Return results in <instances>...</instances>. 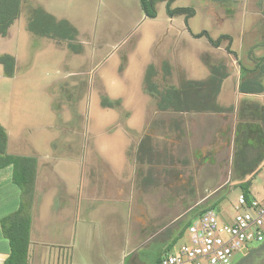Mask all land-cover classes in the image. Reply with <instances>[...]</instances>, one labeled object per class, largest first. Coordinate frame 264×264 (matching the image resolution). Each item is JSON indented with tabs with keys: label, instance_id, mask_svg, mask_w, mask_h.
Masks as SVG:
<instances>
[{
	"label": "rangeland",
	"instance_id": "1",
	"mask_svg": "<svg viewBox=\"0 0 264 264\" xmlns=\"http://www.w3.org/2000/svg\"><path fill=\"white\" fill-rule=\"evenodd\" d=\"M262 1L172 0L171 9L195 10L186 20L171 17L166 1L156 3L157 16L150 18L141 0H25L9 35L0 34V55L18 64L14 78L0 64V107L6 121L16 120L8 129L26 140L25 152L62 158V167L55 165L62 172L52 175L46 164L54 160H42L40 186L45 180L48 187L38 198L80 201V244L77 235L67 264H148L157 249L165 255L185 243V223L222 197L214 210L223 222L235 217L237 84L241 66L254 68L264 57ZM38 7L76 29L74 47L30 31L29 15ZM204 31L213 39L232 36L238 56L227 50L228 40L214 47L196 37ZM165 62L171 75H164ZM214 63L229 67L220 101L229 111L158 109V97L147 89L151 66L164 90L207 79ZM252 98L264 103V94ZM147 136L155 152L140 163L138 147ZM74 163L86 164L80 198ZM63 188L60 200L55 192ZM252 192L264 197V165ZM258 247L248 244L247 253ZM257 252L248 262L264 264V249ZM244 253L235 254V264Z\"/></svg>",
	"mask_w": 264,
	"mask_h": 264
},
{
	"label": "trees",
	"instance_id": "2",
	"mask_svg": "<svg viewBox=\"0 0 264 264\" xmlns=\"http://www.w3.org/2000/svg\"><path fill=\"white\" fill-rule=\"evenodd\" d=\"M159 1L167 2V11L171 17L184 15L186 20L195 15L192 8L171 9L172 0H141L142 7L147 17L157 16L156 3ZM25 0H0V34L8 36L11 26L20 17ZM260 5L264 14V0ZM29 29L31 32L42 36L55 39L57 41H69L70 46L74 47L72 41L75 39V31L66 20H58L43 8H32L29 15ZM206 36L214 47H220L224 40L229 41L227 50L238 56L230 46L232 36L221 35L213 39L208 32L196 34L197 38ZM238 58V57H237ZM239 60V59H238ZM0 64L4 65L5 75L13 77L16 71V59L9 54L0 55ZM164 65V75H171V70L167 62ZM210 76L204 80H184L179 88L175 86L161 90L159 84L154 81L156 69L151 66L146 77L147 89L158 97V109L161 111H171L176 113H224L225 107L218 105V95L222 91L224 81L230 77L228 65L225 63H214L209 67ZM241 76L239 92L242 98L238 106V126L236 128L235 142V171L241 192L248 198L252 196L253 180L261 171L264 165V103L255 100V96L264 94V57L257 60L254 68L241 66ZM115 103H120L117 101ZM150 136L144 138L138 147V161L143 163L150 162L153 156ZM8 133L0 125V167L13 166L14 181L20 186L22 195L21 203L16 212L4 217L1 226L4 234L10 240L11 254L5 264H29V245L31 239V229L33 220V205L35 199L36 179L38 159L34 156L10 155L7 152ZM240 192V193H241ZM223 197L215 201L210 206L198 211L193 219L185 223L181 234L185 233L187 227L202 212L215 207L222 201ZM259 247L242 255L236 264H259L248 262L257 252L264 249V242L258 243ZM171 244L168 249L171 250ZM259 252V251H258ZM257 252V254H258ZM164 252L161 248L156 253L150 255V264H159Z\"/></svg>",
	"mask_w": 264,
	"mask_h": 264
},
{
	"label": "crops",
	"instance_id": "3",
	"mask_svg": "<svg viewBox=\"0 0 264 264\" xmlns=\"http://www.w3.org/2000/svg\"><path fill=\"white\" fill-rule=\"evenodd\" d=\"M16 65H18L17 62ZM16 75L17 73H15L14 76ZM226 80L223 83V87L226 83ZM239 83L240 79L237 84V91L239 95H243L239 92ZM223 87L222 91L218 95V105L220 107H223L220 102L221 94L224 93ZM0 125H2L7 130V152L10 155L34 156L38 159L35 199L33 205V220L29 245V264H67L68 252L70 250H72V253L74 252V245L77 235H79L80 244V216L82 214L80 201L76 203L75 196H67V199L72 198L74 201L64 199V188L58 189V191L55 192V195L58 199H64L61 200V202H53L49 198H46L45 200H39L38 198L39 191L41 194H45V196H47L46 189L48 187V184L46 183L47 181L45 180V183L43 184L44 187L41 189L40 186V171L42 170L43 165L42 160H54L53 162L55 163L52 162L51 164H46L47 167L50 166V171L48 172H50V175H52L56 174L57 171L62 172L60 170H56L55 167L57 163L58 166L62 167V163L59 162L62 160V158L49 156L48 154L39 155L35 152H25L24 145L27 144L25 142L26 140H24L20 135L13 137L12 130L8 129L9 125H17V122L16 120L13 121L12 119L6 121L5 106L2 108L0 107ZM73 165L78 169L76 182L73 186L75 190H78V195L80 198L82 195L81 183H83L85 179V176L84 178L82 177L84 172L86 174V164L79 163V165H77L74 163ZM50 191L52 190L50 189ZM21 195V188L14 181L13 166L10 165L0 167V264H5L12 251L10 240L6 237L2 230L1 221L4 217L13 214L18 210L21 203ZM55 195L53 194L52 196L55 197ZM45 203H47V207L44 206ZM68 205L72 206V210H69ZM40 221L41 223H44L42 227L38 226Z\"/></svg>",
	"mask_w": 264,
	"mask_h": 264
},
{
	"label": "built area",
	"instance_id": "4",
	"mask_svg": "<svg viewBox=\"0 0 264 264\" xmlns=\"http://www.w3.org/2000/svg\"><path fill=\"white\" fill-rule=\"evenodd\" d=\"M237 214L223 222L208 209L187 227L188 240L163 255L159 264H235L234 256L248 244L264 242V197L240 193Z\"/></svg>",
	"mask_w": 264,
	"mask_h": 264
}]
</instances>
